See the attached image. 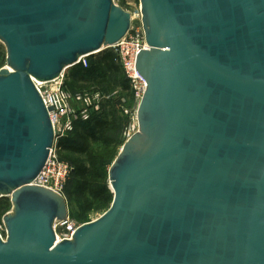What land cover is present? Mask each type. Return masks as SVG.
I'll list each match as a JSON object with an SVG mask.
<instances>
[{
	"label": "water",
	"instance_id": "95a60500",
	"mask_svg": "<svg viewBox=\"0 0 264 264\" xmlns=\"http://www.w3.org/2000/svg\"><path fill=\"white\" fill-rule=\"evenodd\" d=\"M138 129L109 207L56 241L66 198L33 184L54 142L35 81L122 39L114 0H0V264H264V0H139Z\"/></svg>",
	"mask_w": 264,
	"mask_h": 264
},
{
	"label": "trees",
	"instance_id": "16d2710c",
	"mask_svg": "<svg viewBox=\"0 0 264 264\" xmlns=\"http://www.w3.org/2000/svg\"><path fill=\"white\" fill-rule=\"evenodd\" d=\"M121 1L124 3L125 0ZM68 72L69 79L66 83L64 82L63 86L74 94L82 92L83 89L73 90V84L84 82L88 84L87 88L98 87L97 89L106 95L116 91L120 93V96H129L128 105L132 102L129 80L117 62L116 53L112 49L101 51L97 57L89 56L87 66L77 63ZM118 72L119 77H114L113 73ZM125 124L126 119L117 114L114 102L107 99L99 111L91 113L89 119H78L75 122L77 127L74 132L59 142L60 158L74 164L70 178L72 180L64 187L68 213L80 220L85 218L84 209L86 207L93 210L107 209L112 201L113 195L106 183L107 170L116 155V146L122 143L121 133ZM86 141L97 144V147H91ZM71 152L85 154V160L70 156L68 153ZM73 198L75 201L77 198L78 200L79 198L84 199L83 207L77 212L72 211ZM3 200L0 199V204Z\"/></svg>",
	"mask_w": 264,
	"mask_h": 264
},
{
	"label": "built area",
	"instance_id": "2783aa9c",
	"mask_svg": "<svg viewBox=\"0 0 264 264\" xmlns=\"http://www.w3.org/2000/svg\"><path fill=\"white\" fill-rule=\"evenodd\" d=\"M125 1L130 5L136 0ZM127 11L130 12L131 16L132 12L130 10ZM140 17L141 13L140 16L134 19L131 16V24L127 34L115 44L108 46L116 53V60L129 80L137 103H139L146 89V82L136 69L137 53L141 49L148 48ZM87 59L88 57H81L79 63L87 66ZM35 85L45 105L52 108L50 117L54 129V142L50 148L48 159L34 179L33 184L46 187L64 196V187L72 171V167L68 162L59 159L57 141L66 134L74 119L80 116L83 117V114L88 110L96 111L99 109L98 103L94 105V99L99 100L100 94H95L93 98L87 95L82 96L81 94L73 95L64 88L63 76L52 81H35ZM136 121L137 119L135 118L132 128L130 126L126 129V139L137 131L138 125ZM78 226L74 224L69 216L64 220L56 221L54 224L56 241L70 239Z\"/></svg>",
	"mask_w": 264,
	"mask_h": 264
},
{
	"label": "rangeland",
	"instance_id": "374dc122",
	"mask_svg": "<svg viewBox=\"0 0 264 264\" xmlns=\"http://www.w3.org/2000/svg\"><path fill=\"white\" fill-rule=\"evenodd\" d=\"M114 2L117 3L118 5H120L121 7H123L125 10H130L133 14H136L135 15L136 17L140 13L139 12L140 11V4L138 3L137 0L135 2H132L130 5H128L126 3V1H124V3H123L121 0H114ZM105 49H111V48L106 47L103 50H105ZM100 52H98L96 54H93V56L94 57H97ZM87 64H88V59H87ZM6 66H7V64H6V49H5V46L3 45V43L0 42V68L6 67ZM70 68H68L62 74L63 75V83L64 82L66 83V81L69 79V76H68L69 75V72H68V70ZM119 75H120L119 72L118 73H113V76L114 77H119ZM86 85H88V84L87 83H84V82H78L77 85L76 84L75 85L73 84V87H74L73 90H75V89H83V90H82V92H78V93H75V94L72 93V92L71 93L73 95H77V94H81L82 96L87 95V96H89L91 98H93L95 94L99 93L100 94V99L99 100L94 99V105L97 104V103L99 104V109H97L96 112L101 109L102 104H103L104 101H106L107 99L112 100L114 102V107H115V110H116L117 114L120 115L121 118L126 119V124H125L124 128L122 129V133H121V138H122V143L121 144H123L124 141L126 140L125 131L130 126L132 128V126L134 125V120L136 118V109H137L138 103H137V100L135 99L134 92L132 91V95L133 96L130 95V100L132 102H131L130 105H128L129 96H127V97L126 96H120V93L119 92L117 93L116 91H114L113 93H111L109 95H106L105 93L103 94L101 92V90H98L97 89L98 87L87 88ZM93 112H95V111L88 110L87 112H85L83 114L84 115L83 117L80 116L77 119H74L72 121L71 125H70L69 130L66 132V134L63 137H61L60 139H58V141H57V154H58L59 159L62 160V161L68 162L71 165L72 169H73V166H74L73 163H70V161L63 160V159L60 158L61 157L60 156L61 152H60L59 142L62 139H64L65 137H68L69 135H71L70 134L71 132H74L75 128L77 127L75 125V122L78 121V119L87 120V119L90 118L91 113H93ZM86 143H88V145H90L91 147H97V144H94L91 141H86ZM121 144H119L115 148L116 149V155H115V157L117 156L118 152L120 151V148L122 146ZM62 153H66V152H62ZM68 154L70 156L76 158V159H80L82 161L85 160V154H81V153H78V152H71V153H68ZM115 157H114V159H115ZM113 160H112V162H113ZM111 163H110V165H111ZM110 165L108 166V169H109ZM70 178H71V173H70V175H69L66 183H68L70 180H72ZM106 183H107V187L109 188V186H108L109 185V182H108V170H107ZM63 193H64V191H63ZM64 197H65V195H64ZM84 197H85V195H84ZM2 200L3 201L0 204V233L2 234V236H4L5 233L3 234V232H4L3 230H5V228H4V224H3V220L2 219H3V216L5 214H7L8 212H11V210H12V204H11V201H10V198L9 197H4V198H2ZM82 201H84L83 198H79V200L77 198L76 201L73 198L72 203H71V205H72V211L73 212H77V211H79V209H81V207H83L82 206L83 205ZM84 210L86 212H85V215H84L85 218L83 220H80L77 217H75L74 215H71L70 213H68L69 218L74 222L75 225H81V224H83L85 222H89L91 220L96 219L106 209H95V210H93L92 208H89L88 209L86 207Z\"/></svg>",
	"mask_w": 264,
	"mask_h": 264
},
{
	"label": "bare ground",
	"instance_id": "6f19581e",
	"mask_svg": "<svg viewBox=\"0 0 264 264\" xmlns=\"http://www.w3.org/2000/svg\"><path fill=\"white\" fill-rule=\"evenodd\" d=\"M135 15H136V14L131 13L132 19H134V18L136 17ZM138 16H140V13L138 14ZM62 74H63V73H62ZM62 74H61V76H63ZM136 122H137V121H136Z\"/></svg>",
	"mask_w": 264,
	"mask_h": 264
}]
</instances>
